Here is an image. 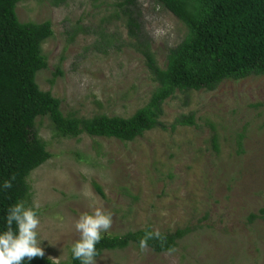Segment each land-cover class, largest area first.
Here are the masks:
<instances>
[{
	"label": "rangeland",
	"instance_id": "obj_1",
	"mask_svg": "<svg viewBox=\"0 0 264 264\" xmlns=\"http://www.w3.org/2000/svg\"><path fill=\"white\" fill-rule=\"evenodd\" d=\"M115 4L16 5L20 23L51 24L53 36L41 45L47 68L36 83L60 101L65 115L129 118L157 87L136 41L115 18ZM137 6L141 39L164 69L185 28L153 0H137ZM162 111L161 127L129 143L85 134L59 138L46 118L36 121L51 158L28 178V204L40 205L46 259L68 261L79 239L76 221L99 207L112 215L103 236L145 227L160 234L190 231L171 252L132 245L104 252L95 264H264V76L227 80L214 91H177ZM190 115L192 126L176 123Z\"/></svg>",
	"mask_w": 264,
	"mask_h": 264
},
{
	"label": "trees",
	"instance_id": "obj_2",
	"mask_svg": "<svg viewBox=\"0 0 264 264\" xmlns=\"http://www.w3.org/2000/svg\"><path fill=\"white\" fill-rule=\"evenodd\" d=\"M66 1L49 0L55 7ZM18 2L0 0V182L15 177L12 187L0 192V228L10 205L17 201L29 205L28 178L51 158L39 138L37 120L46 118L55 137L78 138L85 134L129 143L161 127L162 106L177 91H214L227 80L264 76V0H153L186 31L178 45L168 51L164 69L157 66L149 46L141 39L137 0H116L114 16L123 21L128 36L136 41L157 87L148 103L129 118L65 115L60 101L49 91H41L36 83V75L47 68L41 45L53 36L51 24L20 23L15 12ZM55 75L62 73L57 69ZM176 123L192 126V116ZM212 143L217 149L215 136ZM95 188L102 195L99 187ZM255 218L252 215L249 221ZM148 231L152 230L145 227L122 236H103L96 245L94 259L104 252L139 247V240ZM189 231L185 228L160 234V238L149 240L146 248L156 254L171 252ZM31 264L53 262L44 257L33 259ZM62 264L79 261L71 259L70 253Z\"/></svg>",
	"mask_w": 264,
	"mask_h": 264
},
{
	"label": "clouds",
	"instance_id": "obj_3",
	"mask_svg": "<svg viewBox=\"0 0 264 264\" xmlns=\"http://www.w3.org/2000/svg\"><path fill=\"white\" fill-rule=\"evenodd\" d=\"M15 177L0 182V192L12 187ZM39 203L33 201L27 205L24 201H17L10 205L3 217V228H0V264H31L36 258H44L43 241L40 239L38 227L40 217ZM112 215L99 207L89 213L79 216L74 227L79 233V239L70 245L71 259L79 264H95L97 254L96 245L102 240L111 226ZM160 238L158 231H148L139 240V247L143 250L149 240ZM27 258V259H25ZM53 264H60V257L53 259Z\"/></svg>",
	"mask_w": 264,
	"mask_h": 264
}]
</instances>
